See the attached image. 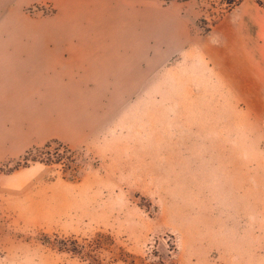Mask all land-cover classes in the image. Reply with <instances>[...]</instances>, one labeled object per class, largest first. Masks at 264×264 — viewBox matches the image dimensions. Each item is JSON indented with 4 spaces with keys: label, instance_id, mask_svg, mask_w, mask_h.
I'll return each instance as SVG.
<instances>
[{
    "label": "rangeland",
    "instance_id": "rangeland-1",
    "mask_svg": "<svg viewBox=\"0 0 264 264\" xmlns=\"http://www.w3.org/2000/svg\"><path fill=\"white\" fill-rule=\"evenodd\" d=\"M3 8L20 16L15 28H52L47 4ZM226 11L223 0H122L68 39L102 49L81 54L80 69H46L25 87L14 70L0 97V264H264L260 182L254 205L246 198L264 126L229 101L194 44L176 43L177 20L202 34ZM51 140L74 152V172L17 167Z\"/></svg>",
    "mask_w": 264,
    "mask_h": 264
},
{
    "label": "crops",
    "instance_id": "crops-1",
    "mask_svg": "<svg viewBox=\"0 0 264 264\" xmlns=\"http://www.w3.org/2000/svg\"><path fill=\"white\" fill-rule=\"evenodd\" d=\"M25 1V0H24ZM51 6L52 16L44 21L52 28L26 31L14 27V19H20L16 13L3 8L13 5L15 0H0V97L13 94L14 70L23 78L22 87L29 85L30 75H44V70L71 71L80 69L84 63L81 54L90 48L81 42L73 44L71 38H83L88 22H101L109 18V7L119 5L122 0H26ZM43 23V22H42ZM179 25L176 43L194 44L197 59L207 66L218 81L229 101L235 103L237 110L246 118L264 126V0H243L224 12L202 34H191L183 23ZM19 25V23H18ZM20 26V25H19ZM12 27V29H10ZM32 42L30 45L26 42ZM17 42L15 45H9ZM21 43V44H20ZM45 43H51L52 46ZM178 45V44H176ZM100 53L102 49H91ZM68 55L66 60H62ZM63 66V67H62ZM70 73V75H71ZM33 78V77H32ZM28 83V84H27ZM261 175L251 172L247 175L246 198L254 205L253 189L262 186V205L264 214V158L261 163ZM259 171V168L256 171ZM252 197V201L249 199ZM258 208V206H257ZM264 245V239L262 241ZM264 262V254L262 255Z\"/></svg>",
    "mask_w": 264,
    "mask_h": 264
},
{
    "label": "trees",
    "instance_id": "trees-1",
    "mask_svg": "<svg viewBox=\"0 0 264 264\" xmlns=\"http://www.w3.org/2000/svg\"><path fill=\"white\" fill-rule=\"evenodd\" d=\"M164 1L169 2L170 0ZM177 1L184 3L189 0ZM242 1L243 0H223L224 4H226L227 10L238 5ZM30 163H40L47 166L62 165L68 171H75L74 152L67 146L56 142V140L45 142L40 147L32 146L30 149L26 150L22 155L21 160L17 162V167H25ZM60 243L61 245L57 246L59 251L80 255L78 245L75 242H69L68 244H65L64 242Z\"/></svg>",
    "mask_w": 264,
    "mask_h": 264
}]
</instances>
